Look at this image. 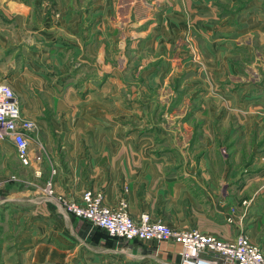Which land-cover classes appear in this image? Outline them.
Listing matches in <instances>:
<instances>
[{"label": "crops", "instance_id": "0c3cea01", "mask_svg": "<svg viewBox=\"0 0 264 264\" xmlns=\"http://www.w3.org/2000/svg\"><path fill=\"white\" fill-rule=\"evenodd\" d=\"M17 6L15 11L27 17L30 6ZM99 6L94 20L68 15L61 24L70 36L79 27L81 75L83 65L95 59L101 70L93 69L102 76L103 60L110 58L100 52L108 37L99 30ZM173 6L185 8L167 5ZM3 40L0 34V50L7 44ZM84 43L90 44L85 51ZM37 54L18 55L12 77L7 76L8 66L0 64V81L15 82L23 115L37 125L29 164L19 160L11 141H0L1 264L179 263V243L115 239L66 212L56 199L60 194L77 198L85 189L102 193L109 206L125 196L133 216L148 212L173 228L197 227L222 238L245 233L264 249V131L249 128L264 124V87L256 85L250 101L248 95L236 99L232 91L237 88L228 83L224 90L235 101L230 97L222 114L194 115L188 121L144 117L138 121L145 127L122 133L117 70L110 68L109 84L105 80L88 90L81 81L79 88L64 84L65 91L58 93L62 86L51 88L42 78L45 74H36L32 62ZM61 71L70 76L67 68ZM250 85L239 88L245 91ZM105 93H111L107 99ZM172 122L176 125L169 128ZM189 122L195 126L185 128ZM47 182L53 188L49 198ZM76 253L80 260L73 259Z\"/></svg>", "mask_w": 264, "mask_h": 264}, {"label": "rangeland", "instance_id": "374dc122", "mask_svg": "<svg viewBox=\"0 0 264 264\" xmlns=\"http://www.w3.org/2000/svg\"><path fill=\"white\" fill-rule=\"evenodd\" d=\"M16 1L19 8L21 3L30 6L27 17L15 11ZM168 4L185 8L170 9ZM96 5L102 8L97 16L103 23L99 30L108 37L100 52L110 58L103 60L107 65L102 76L93 69L101 70L95 59L83 65L81 75L79 27L70 36L61 24L68 15L75 20L82 16L83 22L94 20ZM0 34L7 43L0 50L7 76L16 70L18 55L38 53L32 62L35 72L45 74L41 76L51 88L62 86L58 93L65 91L64 84L79 88L81 81H86L88 90L89 85L98 87L112 69L117 70L122 133L133 126L145 127L138 121L144 117L188 121L194 115L222 114L226 102L231 104V93L224 90L228 83L237 88L232 91L236 99L248 95L250 101L256 85L264 87V0H0ZM30 36L40 39L25 44ZM82 47L85 51L90 44ZM64 67L69 77L61 71ZM7 83L17 95L15 82ZM242 83L251 85L243 91ZM261 124L249 125L251 132L264 131ZM175 125L168 124L169 128ZM249 142L252 145L254 139ZM80 258L79 253L73 255L74 260Z\"/></svg>", "mask_w": 264, "mask_h": 264}, {"label": "built area", "instance_id": "2783aa9c", "mask_svg": "<svg viewBox=\"0 0 264 264\" xmlns=\"http://www.w3.org/2000/svg\"><path fill=\"white\" fill-rule=\"evenodd\" d=\"M36 129L35 121L23 115L13 88L0 81V141H11L23 164L30 162L31 136ZM127 191V186L123 185V192ZM46 193L47 198L53 194L50 182L46 184ZM56 199L66 212L88 221L115 239L179 243L178 264H264V249L245 233L222 238L197 227L176 229L148 212L133 216L125 196L114 206L106 205L102 193L92 189L83 190L77 198L60 194Z\"/></svg>", "mask_w": 264, "mask_h": 264}]
</instances>
